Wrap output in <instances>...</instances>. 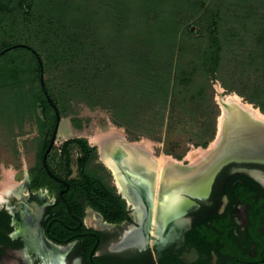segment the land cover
Segmentation results:
<instances>
[{"label": "flooded vegetation", "instance_id": "obj_1", "mask_svg": "<svg viewBox=\"0 0 264 264\" xmlns=\"http://www.w3.org/2000/svg\"><path fill=\"white\" fill-rule=\"evenodd\" d=\"M100 142L90 145L100 164L91 177L108 195L97 198L106 210L121 203L124 218L91 206L78 162L75 173L71 163L57 170L53 147L47 164L59 180L42 158L44 172L0 189V264H264V130L234 124L196 162L121 134ZM160 159L170 162L162 172Z\"/></svg>", "mask_w": 264, "mask_h": 264}, {"label": "trees", "instance_id": "obj_2", "mask_svg": "<svg viewBox=\"0 0 264 264\" xmlns=\"http://www.w3.org/2000/svg\"><path fill=\"white\" fill-rule=\"evenodd\" d=\"M155 5L151 0H0V90L10 94L11 99L10 102L6 101L8 105L6 102L3 103L4 108L19 114L37 115L39 108L42 107L52 113V116L46 115V119L53 128L56 124L55 111L41 86V67L37 56L27 48H15L2 54L10 47L27 45L37 52L43 62L45 88L58 107L61 118L64 101L71 98L84 102L95 101L98 104L105 100L112 101L116 104L117 111L141 112L144 118L152 112L154 114L151 113L152 118L163 120L167 112L171 84L188 88L193 82L194 71L190 69L189 57L173 82L171 78L173 79L174 71L169 64L171 60L169 50L165 55L163 53L158 55L148 48L141 47L137 30H142L140 26L142 27L143 19H147V10L154 9ZM262 10L264 5L257 4L254 8L249 7L247 11L257 14ZM220 11L221 9L216 13L209 11L205 19L208 25V47L204 50L202 59L206 74L213 79L217 78L222 67L226 47V42H223L219 32L223 20ZM260 18L259 16L248 18L254 25L251 26L252 37L246 35L248 37L245 38L243 35L235 34L228 43L230 40H239L244 44L248 38L255 43L254 49L247 50L243 56L235 51L229 63L238 65L241 69L239 73L248 75L249 82L254 81L253 84L247 85L245 80L243 85L249 89L250 98L259 102L264 113V26L261 30L258 29L260 27L258 21H262ZM192 26L195 27V24ZM12 53L24 55L28 59L19 61L10 56ZM48 63L60 69L59 87L69 98L61 97L64 95H60V90L45 80ZM151 69H154L155 73L152 77ZM236 74L238 73H233L235 79ZM253 76L255 78L252 80ZM33 83L38 84L36 92L29 89L28 85ZM206 90L200 88L197 94L190 98L182 97L181 93L172 95L169 116L172 128L174 123L179 124L177 122L179 118L190 121L196 120L198 116L201 126L192 137L195 145L203 147L215 138L220 114L213 100L214 92L211 86V93L208 94ZM241 93L247 94L245 91ZM154 96L161 98L163 102L159 111H154L153 104L157 100ZM148 102L152 105H147ZM190 105L196 111H191ZM49 142L50 140H45L42 147L41 172H44L42 158ZM71 147L77 148L84 155L77 162L86 184L78 187L86 189L91 206L102 212L109 221H121L124 218L123 205L118 203L115 210H106L97 195L106 197L108 194L105 193L104 186L88 173L96 149L85 139L66 141L62 146L60 158L63 163L69 165L72 159ZM52 156L49 155V162ZM55 162L57 160L53 159V163ZM114 197L113 194L110 195V203L115 204Z\"/></svg>", "mask_w": 264, "mask_h": 264}, {"label": "rangeland", "instance_id": "obj_3", "mask_svg": "<svg viewBox=\"0 0 264 264\" xmlns=\"http://www.w3.org/2000/svg\"><path fill=\"white\" fill-rule=\"evenodd\" d=\"M154 3V9H148L146 12L147 19H143L140 28L137 30L142 48H148L158 55L166 54L169 50L171 60L169 64L173 72V79L183 65H186L190 57V69L194 71L193 82L188 88L179 87L171 84L169 100L166 107V114L162 120L152 118V114L141 116V112H123L115 110V103L106 101L102 103L78 101L69 98L59 87L60 69L55 65L47 64L45 80L60 90V95L64 101V111L60 124L57 141L51 155L52 159L57 160L58 164L64 165L60 158L63 144L70 139H85L91 146H99L100 141L113 135H123L128 141L149 147L156 156H161L178 160H189L190 162L198 161L205 155L208 149L213 148L219 140L220 121L224 117V111L220 98L239 97L244 104L250 105L253 109L260 111L263 115L259 102L252 100L249 96V89L244 88V81L247 85L249 82L248 75L239 73L241 70L238 65L230 64L234 52L245 55L247 50H253L255 43L248 38L244 44L239 40H228L235 34L249 35L252 25L249 17L259 16L262 20L258 21L261 30L264 26V10L254 14L250 13L249 7L264 5V0H151ZM242 1V2H240ZM244 1V3H243ZM132 2V1H131ZM239 2V3H238ZM263 2V3H262ZM132 4V3H131ZM220 11L222 15V24L220 26V36L223 42H226L223 54V64L213 79L206 74V67L203 65L204 50L208 47V31L206 18L209 11ZM230 10V11H229ZM249 16V17H247ZM147 24V25H146ZM195 24V27L192 26ZM145 25V27H143ZM149 26V27H148ZM192 26V27H191ZM145 28L146 30H143ZM255 30V28H254ZM111 36V29H109ZM111 38V37H110ZM135 44V42H134ZM137 45V43H136ZM234 46V47H233ZM126 49V48H124ZM235 52V53H236ZM129 54V53H128ZM243 54V55H242ZM19 61L28 59L24 55H10ZM173 57V58H172ZM244 58V57H243ZM48 61L46 60V63ZM156 63H154L155 65ZM236 72V79L233 73ZM154 69L150 71V77L154 75ZM251 78V77H250ZM255 76L251 79L253 80ZM150 84V83H148ZM245 84V83H244ZM29 89L34 92L38 91V84L28 85ZM213 90V100L218 106L220 114L217 119V133L215 138L206 146L195 145L192 137L201 126L200 118L196 120L184 121L179 118L174 123V128L170 127L169 119L171 110V99L175 93H181L182 97L190 98L195 96L200 88H206L208 94ZM245 91L247 94H242ZM0 189L14 176L23 178L26 171L40 170V155L45 140H50L54 131L51 123L46 119V115L52 116V113L44 108H39L37 115L34 113L19 114L17 112L7 111L4 105L10 102V94H5L0 90ZM157 100L153 104L155 110L162 109V101L154 96ZM6 102L5 104H3ZM152 105V103H147ZM114 108V109H113ZM191 111H196L191 105ZM152 111V110H151ZM19 112V111H18ZM154 115V114H153ZM42 121H40L39 120ZM190 118V117H188ZM44 124L46 125L44 127ZM55 127V126H54ZM79 150L71 147V168L75 173L77 171V157ZM200 160V159H199ZM99 157L97 152L92 160L88 173H97ZM57 162L54 167L57 170L64 171V168L58 169ZM105 172V171H104ZM93 175V174H92ZM109 175V174H107Z\"/></svg>", "mask_w": 264, "mask_h": 264}, {"label": "bare ground", "instance_id": "obj_4", "mask_svg": "<svg viewBox=\"0 0 264 264\" xmlns=\"http://www.w3.org/2000/svg\"><path fill=\"white\" fill-rule=\"evenodd\" d=\"M220 102L224 111V117L220 121L219 140H221L226 131L234 124L236 126L238 124L240 126L244 125L245 127H249L254 125L253 123L257 122L264 126V115L260 111L253 109L250 105L244 104L239 97L230 96L220 98ZM231 117L236 118V121L232 122ZM204 157L205 155L199 159L201 160ZM158 166L160 172H162L170 166V162L160 159L158 160Z\"/></svg>", "mask_w": 264, "mask_h": 264}, {"label": "water", "instance_id": "obj_5", "mask_svg": "<svg viewBox=\"0 0 264 264\" xmlns=\"http://www.w3.org/2000/svg\"><path fill=\"white\" fill-rule=\"evenodd\" d=\"M15 48H27L29 50H31L38 58L39 60V64H40V67H41V86H42V89L47 97V100L49 102V104L51 105V107L54 109L55 111V114H56V124H55V127H54V131H53V134H52V137L50 139V142H49V145H48V148L43 156V164L47 170V172L55 179L59 180L50 170V168L48 167V164H47V158H48V155L49 153L51 152V150L53 149V147L55 146L56 144V141H57V136H58V132H59V128H60V124H61V121H62V118H61V114H60V111L58 109V107L54 104L52 98L50 97V95L48 94V92L46 91V88H45V83H44V69H43V62L41 60V58L39 57V55L37 54V52L32 49L31 47L27 46V45H16V46H13V47H10L8 48L7 50H5L2 54H4L5 52H7L8 50H13ZM240 111V110H239ZM241 114V113H240ZM231 121L233 122V117H231ZM253 123V122H252ZM254 125L252 126H249V127H245L244 125L240 126L241 128V131L242 132H251V131H254V132H257V131H261V130H264V126H262L260 123H253Z\"/></svg>", "mask_w": 264, "mask_h": 264}]
</instances>
